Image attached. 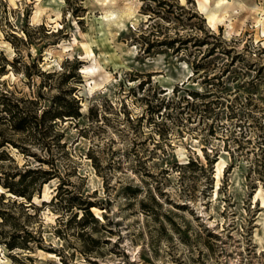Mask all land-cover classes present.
<instances>
[{"label": "rangeland", "instance_id": "1", "mask_svg": "<svg viewBox=\"0 0 264 264\" xmlns=\"http://www.w3.org/2000/svg\"><path fill=\"white\" fill-rule=\"evenodd\" d=\"M0 92L79 111L0 183V264H264V0H0ZM1 137L2 176L49 166Z\"/></svg>", "mask_w": 264, "mask_h": 264}, {"label": "trees", "instance_id": "2", "mask_svg": "<svg viewBox=\"0 0 264 264\" xmlns=\"http://www.w3.org/2000/svg\"><path fill=\"white\" fill-rule=\"evenodd\" d=\"M160 5V1L158 2ZM58 94H55L51 99V106L48 108L39 106V93L34 96V98L22 99L21 97L7 96L3 92H0V118L9 121L10 128L14 131L27 130L31 134H39V138H44L45 136H50L47 141H43L40 144L41 149H45L46 155H35L39 162H46L49 166L47 168L41 167L42 163L33 165V167H28L24 172L16 170L12 173H3L4 176L0 174V183L5 187L10 193L18 196H22L26 199L31 198V193L34 184L39 180V182H45L50 177H53L57 173V167L54 165L55 154L51 152L50 143L59 145L60 133H57L53 129L55 119L62 118V116L75 117L79 115L77 110V104L73 105L75 101L70 104L69 101L64 102L65 99ZM28 102L30 106L24 107L20 105V102ZM64 102V103H63ZM72 105V106H71ZM8 140L4 137L0 138V147H3ZM21 151L27 155H34L29 153L27 147H19ZM34 173H41V177L36 176ZM16 174H20L19 178L14 181L8 179ZM7 175V176H6ZM29 176V177H28ZM92 203L88 200H84L83 204L79 206L81 209V214L79 215L78 221L81 224L85 223L86 217H91L93 220H97L96 217L90 211ZM70 207V206H69ZM68 207V208H69ZM77 213L74 212L70 218H75ZM64 262V260L62 259Z\"/></svg>", "mask_w": 264, "mask_h": 264}, {"label": "bare ground", "instance_id": "3", "mask_svg": "<svg viewBox=\"0 0 264 264\" xmlns=\"http://www.w3.org/2000/svg\"><path fill=\"white\" fill-rule=\"evenodd\" d=\"M102 38H103V37H102ZM262 202L264 203V198H263ZM262 223H264V220H262ZM262 234H263V233H262Z\"/></svg>", "mask_w": 264, "mask_h": 264}]
</instances>
